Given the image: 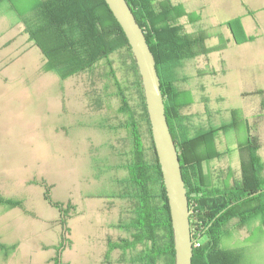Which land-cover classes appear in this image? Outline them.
<instances>
[{
	"label": "rangeland",
	"instance_id": "374dc122",
	"mask_svg": "<svg viewBox=\"0 0 264 264\" xmlns=\"http://www.w3.org/2000/svg\"><path fill=\"white\" fill-rule=\"evenodd\" d=\"M35 2H0V195L18 196L30 211L26 216L0 206V264H53L62 217L69 239L60 253L64 264H130L134 250L109 249L124 235L118 200L111 204L117 193L111 177L120 173L132 145L129 129L120 126L125 115L118 112L116 87L105 60L67 78L48 70L28 33L19 34L24 30L20 17L29 16ZM160 5L184 8L182 30L204 31L206 46L216 47L174 64L170 73L177 91L192 92L191 104L179 113L193 126L203 120L205 106L218 113L217 124L230 122L231 109L239 110L235 132L219 133L221 142L214 148L221 153L214 160L238 183L239 153L248 144L244 120L258 137L257 155L264 164V0H154L155 7ZM188 13L197 20H189ZM231 30L246 41L227 42ZM218 36L222 41L216 45ZM109 60L134 108L127 51L119 49ZM141 137L147 145L144 132ZM258 177L264 179V170ZM227 228L221 246L234 251L237 264H264L259 219L243 225L231 219ZM10 241H17L15 248Z\"/></svg>",
	"mask_w": 264,
	"mask_h": 264
},
{
	"label": "trees",
	"instance_id": "16d2710c",
	"mask_svg": "<svg viewBox=\"0 0 264 264\" xmlns=\"http://www.w3.org/2000/svg\"><path fill=\"white\" fill-rule=\"evenodd\" d=\"M126 1L143 29L156 60L165 115L180 159L182 178L187 187L188 180L184 173L187 156L184 146L187 144L193 147V141L199 137L189 138L184 132L185 118L180 115L179 108L189 104L191 100L188 94L184 95L182 91L174 88L170 68L185 59L216 50V47L206 46L204 40L207 35L204 31L187 33L182 30L183 27L178 19L187 13L180 5L179 8L173 5L155 7L154 0ZM188 17L192 22L198 18L197 15L191 16L190 13ZM20 19L24 22V32L28 33L41 50L48 70L62 78L91 70L100 60L106 61L108 74L112 78L121 102L118 112L125 115V121L120 126L129 129L132 145L137 147V152L133 151L132 155L138 160L131 161L133 162L131 165L127 163L128 181H132L133 188L135 185L140 186V203L135 212L134 224L127 226L131 235L126 239L121 238L120 243L110 242L109 249L117 247L125 252L134 250L135 253H131L130 256V264H174L172 227L160 165L156 156L155 164L153 160H147L143 152L144 147L139 144L142 137L140 138L138 120L145 122L147 139L150 141L153 154L155 153L140 74L127 38L107 4L104 0H36L29 16L24 15ZM226 24L233 25L232 22ZM233 33L235 35L234 31ZM235 41H246V38L237 40L235 36ZM119 49H125L130 57L132 88L137 96L134 108L130 104L129 95L123 91V86L116 78L109 60V56ZM138 113L141 117H138ZM171 113L178 115L180 147L176 145L177 140L173 135ZM231 114L230 122L223 123V126L218 128L222 129L224 134L239 124V110L232 109ZM250 131L251 129L247 132L250 154L247 161L241 159L242 178L235 184L236 192L230 189L224 190L217 201L212 198L211 202L203 206L195 197L190 196L186 188L189 212L197 210L200 216L198 230L204 234L198 237L200 245L193 246L192 264H237L234 251L221 246L222 235L227 232V224L231 219H237L241 225L248 220L259 219L264 226V190L250 196L251 193L264 188V179L258 177V173L263 168L256 153L259 140L257 135ZM44 197L52 206L57 207V203L49 198L48 192ZM0 206L17 207L25 214H30L20 198L0 195ZM190 217L189 213V219ZM65 220V217L60 220L63 228L52 259L53 264H64L60 253L69 241L66 236L68 228L64 225ZM120 224L124 231L122 222ZM0 247L3 248V245ZM13 248L15 245L12 246Z\"/></svg>",
	"mask_w": 264,
	"mask_h": 264
},
{
	"label": "flooded vegetation",
	"instance_id": "af4514ba",
	"mask_svg": "<svg viewBox=\"0 0 264 264\" xmlns=\"http://www.w3.org/2000/svg\"><path fill=\"white\" fill-rule=\"evenodd\" d=\"M179 22V19H178ZM180 23V22H179ZM181 24V23H180ZM227 25V24H226ZM231 25H227V27H230ZM232 27V26H231ZM219 39L216 45H219L222 41L221 37L218 36ZM226 41H235V35L233 31H230V35L227 37ZM205 55V54H204ZM189 96L193 98L191 90H188ZM134 103H136L137 96L134 94ZM145 101V99H144ZM191 104V102L189 103ZM146 105V104H145ZM207 107L205 106V116L203 120H200L199 123L196 124V126H193L190 119L186 122L184 115V132L189 137L192 138L194 136H198L199 139L193 141V147H190V145H185V153H186V161L184 162V173L188 180L187 184V190L191 197H195V199L198 201L199 204L205 205L208 202H211L212 198H215V201L218 200L219 197L222 196V193L224 189H230L231 191L235 190L236 183H234V177L228 173V167L226 168V173L228 175H223V166L221 165V162L215 161L214 159L221 156V153H219L216 149L214 150L216 144H219L220 137L217 135L221 133L222 135L226 136L228 133H223L221 128L223 126V122L218 123L217 112H210ZM147 110V109H146ZM232 110V109H231ZM174 112V111H173ZM138 113V117H141V114ZM172 115V130L174 138L177 140L176 145L180 147V140L178 137V133L180 130V124L177 121L178 115ZM230 120H231V112H230ZM140 119V118H138ZM125 121V119H124ZM213 121V125H210L209 123ZM241 122V121H239ZM139 127H140V133L142 134L144 132L145 137L147 139V134L145 130V122L139 121ZM248 120H244L245 125V131H249L251 128L249 125ZM254 125V121L252 122ZM217 124V125H216ZM218 129V130H217ZM235 127L230 131V133L235 132ZM143 136V135H142ZM222 137V136H221ZM248 137V133H247ZM141 138V136H140ZM248 141V139H247ZM147 142V145H143L142 139L139 141V144L143 145L144 147V154L147 153L146 150L151 152L152 154V162L154 164L156 163L155 156L156 154H153V150L151 148V144L149 139L144 140V143ZM219 146V145H218ZM137 147L131 145V148L129 152H127V156L125 157L124 163L119 166V173L113 174V177H111V182L114 183L113 186L117 193L113 196L112 205L116 204V200H118V206L120 207L121 212L123 213L120 215V220L125 228L123 232V238L126 239L128 236L131 235V232L128 231L127 226H131L134 224V218H135V212H137V206L138 203H140V186L135 185V188H133V183L129 178V170L127 167V163L129 162L130 165L133 164V160L137 161L138 159H135L132 155L133 151L137 152ZM244 149L241 150L239 153L240 157H243L246 161L249 158V142L246 146L243 147ZM155 152V150H154ZM146 155V154H145ZM114 170V169H112ZM121 170V171H120ZM227 183V184H226ZM191 217L189 219L190 222V230H191V237L194 238L193 233H196L197 236L200 238V235H204L203 232H199V224L200 220L199 215L196 211H190Z\"/></svg>",
	"mask_w": 264,
	"mask_h": 264
},
{
	"label": "water",
	"instance_id": "95a60500",
	"mask_svg": "<svg viewBox=\"0 0 264 264\" xmlns=\"http://www.w3.org/2000/svg\"><path fill=\"white\" fill-rule=\"evenodd\" d=\"M104 1L127 38L140 74L154 150L169 207L174 264H192L193 239L189 222V202L181 174L180 159L165 115L164 98L154 54L127 1ZM263 190L264 188L257 190L250 196Z\"/></svg>",
	"mask_w": 264,
	"mask_h": 264
},
{
	"label": "crops",
	"instance_id": "0c3cea01",
	"mask_svg": "<svg viewBox=\"0 0 264 264\" xmlns=\"http://www.w3.org/2000/svg\"><path fill=\"white\" fill-rule=\"evenodd\" d=\"M2 0H0V2H1ZM18 22L20 21V19L17 17V19H16ZM19 29V28H18ZM22 28H20V31H19V34H26L25 32H24V30L22 31L21 30ZM23 34V35H24ZM257 150H258V148H257ZM257 150H256V153H257ZM258 157H259V155H258ZM260 158V157H259ZM262 164H263V162H262ZM264 170V164H263V168H262V170L261 171H263ZM7 197H9V196H7ZM15 198H19L18 196H16ZM1 207H4L3 209V212H5V211H8V210H13V209H18L19 211H21L24 215H26V216H28L27 214H25L20 208H17V207H15V208H7V207H5V206H1ZM1 215V214H0ZM10 242H12V244L13 245H16L17 244V241H10Z\"/></svg>",
	"mask_w": 264,
	"mask_h": 264
},
{
	"label": "built area",
	"instance_id": "2783aa9c",
	"mask_svg": "<svg viewBox=\"0 0 264 264\" xmlns=\"http://www.w3.org/2000/svg\"><path fill=\"white\" fill-rule=\"evenodd\" d=\"M193 235H194L193 243H192L193 246H199L200 245V240H199L197 234L196 233H193Z\"/></svg>",
	"mask_w": 264,
	"mask_h": 264
}]
</instances>
